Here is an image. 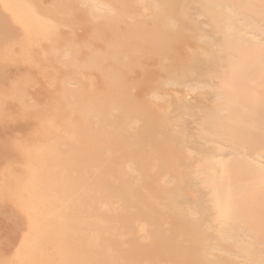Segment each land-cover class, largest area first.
<instances>
[{
  "label": "bare ground",
  "instance_id": "bare-ground-1",
  "mask_svg": "<svg viewBox=\"0 0 264 264\" xmlns=\"http://www.w3.org/2000/svg\"><path fill=\"white\" fill-rule=\"evenodd\" d=\"M0 86L5 132L32 134L2 164L0 214L17 234L35 212L39 262L264 264V0H0ZM112 110L132 115L116 133ZM105 147L118 182L100 174L92 211L124 217L126 243L72 213L103 184L74 172L80 154Z\"/></svg>",
  "mask_w": 264,
  "mask_h": 264
},
{
  "label": "rangeland",
  "instance_id": "rangeland-1",
  "mask_svg": "<svg viewBox=\"0 0 264 264\" xmlns=\"http://www.w3.org/2000/svg\"><path fill=\"white\" fill-rule=\"evenodd\" d=\"M103 75V76H102ZM100 74V76H99V80L101 81V83L103 84V86L104 85H107L106 84V82H105V80L107 79V77L104 75V74ZM76 76H78V74L76 75ZM79 77V76H78ZM78 86L77 87H79V86H83V85H81V83L79 84H77ZM112 86L114 87V85L112 84ZM120 86L121 87H115L114 89L116 90H118L119 89V91L120 92H122V90L124 89L123 87H122V83L120 84ZM126 86H128V85H126ZM1 87V86H0ZM121 88V89H120ZM141 88V87H140ZM143 88H145L144 86H143ZM142 88V89H143ZM141 89V90H142ZM144 90V89H143ZM31 91L32 92H34V89H31ZM137 101H138V104H136V106H134V105H132V106H134V110L133 111H130V113L135 117L136 115H138V117L141 119V120H150L151 119V117H149L147 114H145V112H147L146 111V109H145V102H146V100H142V98L141 97H139V99H137ZM18 103H16V101H12V100H7V105L11 108V107H18L19 106V101H17ZM107 106V105H106ZM114 109V108H113ZM116 109V108H115ZM113 112V115H114V117L113 118H111L112 119V124L110 123V121H109V123H110V125H112V126H114L115 127V130H114V128L112 127V130L116 133L117 132V127L118 126H121L123 123H124V121L128 118V117H130V115H127V116H125V115H121V112L119 113L118 111H116V110H112ZM134 114H133V113ZM129 113V114H130ZM139 113H140V115H139ZM92 115H93V113H92ZM97 114H95L94 113V115L93 116H95V117H92V118H94L93 119V122H95L94 120H96L97 119V116H96ZM112 115V116H113ZM132 115H131V119H132ZM147 115V116H146ZM1 116H3V115H1ZM0 116V133L2 132L3 134L1 135L0 134V168H1V166H2V164L4 165V162H5V158L6 157H8L9 155L8 154H10V155H13V154H15V151L16 150H22L23 148H22V146L23 145H25V143L27 142V139H29V137H27V136H30V138L32 137V134H31V129H29V130H27L26 132H24V133H16V134H13L12 132H10L11 134H12V136H10L9 137V134L10 133H8L9 131H6L5 132V126H9V125H14L16 122H18V120L17 121H12V122H6L5 120H4V118L3 117H1ZM99 116V115H98ZM118 118V120H117V122H115L114 121V119H116V117ZM141 116V117H140ZM123 117V118H122ZM127 117V118H126ZM143 117V118H142ZM99 118V117H98ZM120 118V119H119ZM126 118V119H125ZM129 118V119H130ZM91 119V118H90ZM110 119V120H111ZM125 119V120H124ZM129 119H127L126 121H125V123L127 124V121L129 120ZM130 119V120H131ZM121 120H123V121H121ZM4 121V122H3ZM121 121V122H120ZM3 122V123H2ZM96 122H97V120H96ZM6 123V124H5ZM10 123V124H9ZM19 123H20V121H19ZM97 123H99V122H97ZM108 123V124H109ZM121 123V124H120ZM107 124V125H108ZM106 125V126H107ZM109 126V125H108ZM127 126V125H126ZM123 127H124V124H123ZM122 127V128H123ZM119 128H121V127H119ZM28 132V133H27ZM145 132H147V131H144V133ZM26 133V134H25ZM91 133V132H90ZM90 133H88V135H90L91 137H93ZM10 134V135H11ZM28 134V135H27ZM31 134V135H30ZM147 134H148V132L147 133H145V135L143 134V138H144V136H147ZM26 135V136H25ZM150 135V133L148 134V136ZM23 136H25V138L23 137ZM147 136V137H148ZM151 136V135H150ZM14 137V138H13ZM27 137V138H26ZM141 137V138H142ZM153 136H151V137H149L150 139L152 138ZM4 138V139H3ZM6 138V139H5ZM63 138V137H62ZM141 138H139V139H137L138 141L141 139ZM142 138V139H143ZM3 139V140H2ZM10 139V140H9ZM64 139V138H63ZM8 140V141H7ZM20 140H22V144H21V141ZM145 140V141H144ZM144 140H143V142H147V141H152V139L151 140H146L145 138H144ZM9 141H11V142H9ZM23 141H25V142H23ZM61 143H64V144H62V146L61 147H63L64 145H65V143L66 142H63V140H62V142ZM139 143H140V141H139ZM20 144V145H19ZM115 146L117 145V144H114ZM113 145V146H114ZM140 145H141V143H140ZM5 147V149H4V147ZM18 146V147H17ZM113 146H111V148L113 147ZM114 146V147H115ZM142 146V145H141ZM17 147V148H16ZM107 147V146H106ZM104 148L105 150H104V153L102 152V154H101V152H97V151H89V150H87V154H86V152H85V156L84 155H81L80 154V158H79V161L76 163L77 164V169H75L74 168V172L78 175V173L81 171V172H83V173H85V174H88V173H90V172H93L94 174H98L97 176H99V178L101 179V182H103V184H101V185H98V187L96 186L95 188H101V190H100V192H99V194L95 197V198H91L90 196V201H89V203H88V206H85V207H89V208H87V209H85V211L87 210V211H89L90 209V211L89 212H87V213H83V214H80V213H78L76 210H73L72 211V213L74 212V215H81V218H83L84 220H85V218L89 221H94L95 223H97L99 226H100V224H101V227L103 226V228L105 229V227H106V229L104 230V231H106L107 233H110V235L111 236H113L115 239L117 238L118 240L120 239V240H122V242H125L126 243V240H125V238L127 237V238H130V233H129V231L127 230L128 229V227L126 226L127 225V223L126 224H123L122 222H126L125 220V218L124 217H122L121 215L118 217V218H112L111 216H105V215H103V213H102V215L100 214L99 215V217L98 216H96L97 214L96 213H94L93 211H92V205L91 204H93L92 202H94L95 200H97V202H96V204L100 207V209H101V207H102V203L103 202H105V201H108V199H107V197L109 196L108 195V193H109V191L108 190H106L105 189V185H104V179L101 177V175L103 176V175H105L106 174V176H108L109 177V182H111V183H113V184H117V182H118V179H117V177H116V175L114 174L113 175V173H110L109 171H106L107 170V168L108 167H110L111 168V166H113V164L112 163H114V160L113 161H111L112 159H113V157H110V156H112V154L110 155L109 153L110 152H108L109 150H107V148ZM140 147V146H139ZM116 148V147H115ZM5 152H4V151ZM101 151V150H100ZM111 151V150H110ZM7 152V153H6ZM11 152V153H10ZM108 152V153H107ZM3 153V154H2ZM107 153V154H106ZM7 154V155H6ZM4 155V156H3ZM17 155V154H16ZM103 155V156H102ZM83 156V157H82ZM86 156H87V158H86ZM98 157V160H97V162H95V160L94 159H96ZM105 157H107V159L110 157L111 158V160H110V158L107 160V162L108 161H111V162H104L103 160L105 159ZM16 158V157H15ZM103 158V159H102ZM117 158V157H116ZM16 159H18V160H20L21 161V159L18 157V155H17V158ZM16 159H14V160H12V163L11 162H9V165H11L13 168H16L17 170H19L20 172H22V167H20V166H18L17 164H18V160L17 161H15ZM14 162V163H13ZM81 162V163H80ZM83 162H85V163H83ZM91 162V163H90ZM16 163V164H15ZM83 163V164H82ZM14 164V165H13ZM76 164L74 165V167L76 166ZM6 165H8V164H6ZM5 165V166H6ZM79 165V166H78ZM84 165V166H83ZM3 167L2 166V168H1V170H0V176H2V174H4L6 171H4V169L6 168V167ZM82 166V167H81ZM96 168V169H95ZM102 168V169H101ZM105 168V169H104ZM7 169V168H6ZM101 169V170H100ZM4 172H3V171ZM99 171V172H98ZM80 172V173H81ZM104 172H108V173H105L104 174ZM6 174H8V173H6ZM101 174V175H100ZM10 175H7L6 176V178L7 177H9ZM95 177V176H94ZM112 177V178H111ZM5 178V177H4ZM114 178V180H111V179H113ZM3 179V178H2ZM6 182H8L7 183V185H8V187H7V185H2L4 188H6L7 187V191L6 190H4V192H6V193H4V192H2V191H0V193L2 192V193H4V194H8V193H10L11 192V187H12V184H13V182L12 183H10L9 181H6ZM116 182V183H115ZM1 183L2 182H0V188L1 189H3V187L1 186ZM4 184H6V183H4ZM89 186V185H88ZM101 186V187H100ZM90 188H91V190H93L94 189V186H89ZM0 189V190H1ZM86 190L87 191H85V195H83L84 197H83V199L82 200H85L86 199V197H87V194H89L88 192H89V189H87L86 188ZM10 191V192H9ZM81 192V191H80ZM87 193V194H86ZM103 194V195H102ZM5 196V195H4ZM116 196V195H115ZM117 196H119V195H117ZM106 197V199H104ZM78 198H80V197H78ZM103 198V199H102ZM109 198V197H108ZM111 198V197H110ZM93 199V200H92ZM95 199V200H94ZM0 200L1 201H3V203L0 201V205H2V208H4L8 203H9V201H8V199L6 200V198H3V200H2V198H0ZM81 200V201H82ZM6 201H7V203H6ZM83 203H85L84 201H83ZM86 205V204H85ZM74 209V208H73ZM106 210L107 209H105L104 208V212H106ZM91 211L93 212V213H91ZM31 213H30V219L29 218H24L23 219V221H25V222H23V229L22 230H20V231H18L17 232V234H16V232L15 231H13L12 229H11V227H10V225L12 224V223H15L13 220H11V219H9V220H7V218H5L4 217V215L3 214H0V240L2 241H0V263L1 264H11V262H12V264H25V263H27V264H39V263H41V264H45V263H43V261H38L37 260V258H36V255H37V249L35 248V246H33L32 245V241H31V233L33 232V229H32V222H33V215H35V212L33 211H30ZM33 213V214H32ZM107 213V212H106ZM91 214H93V215H91ZM86 215H89V216H86ZM115 215V214H114ZM94 217H96V218H94ZM107 217V218H106ZM5 220H4V219ZM91 218H94V219H92L91 220ZM130 218H131V223H133L134 222V217L133 216H131L130 215ZM98 219V220H97ZM107 221H106V220ZM110 219H111V221H114L115 223H118L119 224V226H118V228L120 227V230L121 231H119V230H114L115 229V227H114V229H113V231L111 232L110 230H109V228H110V225H109V223L111 222L110 221ZM1 220H3V221H1ZM31 221V222H30ZM98 221V222H97ZM99 221L101 222V223H99ZM10 222H12L11 224H10ZM28 222V223H27ZM30 222V223H29ZM105 223V224H104ZM5 224H7V225H5ZM20 224V223H19ZM26 224H28V225H26ZM21 225V224H20ZM105 225H107V226H105ZM121 225V226H120ZM130 223H129V227H130ZM4 226H6V227H4ZM31 226V227H30ZM107 227H109V228H107ZM9 228V229H8ZM28 228H30L29 230H28ZM112 228V227H111ZM123 229V230H122ZM8 230H9V232H8ZM11 230V231H10ZM84 230V231H83ZM94 230H98V229H94ZM82 231L85 233V234H87L88 232L87 231H91V227H89V228H84V229H82ZM119 231V232H118ZM127 231V232H126ZM4 232V233H3ZM6 232V233H5ZM19 232H21V233H19ZM123 232V233H122ZM3 233V234H2ZM8 233V234H7ZM12 233V234H11ZM15 234V235H14ZM23 235V236H22ZM3 236H5L4 237V239H3ZM18 236V238H16V237ZM89 236V235H88ZM116 236V237H115ZM118 236H120V238H118ZM13 237V238H12ZM5 238L7 239V240H5ZM16 238V239H15ZM22 239L23 240V242L22 241H18V240H20V239ZM30 238V239H29ZM13 239H15V241L13 240ZM13 240V241H12ZM28 240V241H27ZM29 240H30V242H29ZM90 240H92V237H90ZM16 241L18 242V244L16 243ZM26 242V244H27V246H26V244H25V242ZM4 242V243H3ZM8 243V244H7ZM12 243V244H11ZM19 243H21V245L19 244ZM89 243V242H88ZM94 243V242H93ZM110 243V244H109ZM109 243H107V244H104V243H102V242H100V241H97V242H95V244H96V246H99L101 249H103V252H102V254L103 255H106V254H108V253H110V252H112V251H115V252H121V248H122V246H126V244H124L123 243V245L121 244L120 246L119 245H117V243H116V245H114L112 242H109ZM5 246H4V245ZM15 244H17L16 245V247L14 248V246H15ZM4 246L3 248H9L11 245H12V248H9V249H4L3 250V248H2V246ZM7 245V246H6ZM19 245V246H18ZM23 245V246H22ZM29 245V246H28ZM104 246V247H103ZM116 246H119L120 247V249H119V247H116ZM20 247H21V249H20ZM25 247H26V249H27V252L26 251H24V250H26L25 249ZM30 247V248H29ZM108 247V248H107ZM2 248V249H1ZM17 248V249H16ZM20 249V250H19ZM22 249H24V250H22ZM29 249H33L34 250V252H33V250H29ZM109 249V250H108ZM2 250V251H1ZM12 250H14V251H12ZM16 250V251H15ZM22 250V251H21ZM29 250V251H28ZM112 250V251H111ZM21 253H20V252ZM31 251V252H30ZM35 251H36V253H35ZM13 252V253H12ZM17 252H19V253H17ZM26 252V253H25ZM105 252V253H104ZM137 252L138 251H135L134 253H133V256H135L136 254H137ZM15 253V254H14ZM31 253H35V254H31ZM3 254V255H2ZM12 254V255H11ZM21 255V256H20ZM32 255V256H31ZM34 255V256H33ZM62 257H64L63 255H61ZM2 257V258H1ZM20 257H21V259H20ZM28 257V259H26ZM31 257H32V259H31ZM12 258V259H11ZM18 258V259H17ZM25 258V259H24ZM33 258H35V260L33 259ZM7 259V260H6ZM23 259H24V261H23ZM5 260V261H4ZM12 260V261H11ZM14 260H15V262H14ZM34 260V261H33ZM60 260L61 261H63L62 260V258L60 257ZM9 261V262H8ZM22 261V262H21ZM39 263H38V262ZM3 262V263H2ZM6 262V263H5ZM32 262V263H31ZM34 262H36V263H34ZM147 264V263H146ZM149 264V263H148Z\"/></svg>",
  "mask_w": 264,
  "mask_h": 264
}]
</instances>
